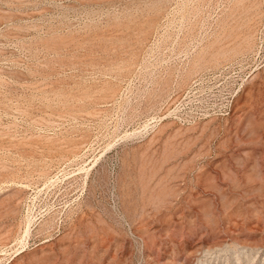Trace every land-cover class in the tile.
Listing matches in <instances>:
<instances>
[{"label": "rangeland", "instance_id": "1", "mask_svg": "<svg viewBox=\"0 0 264 264\" xmlns=\"http://www.w3.org/2000/svg\"><path fill=\"white\" fill-rule=\"evenodd\" d=\"M0 264H264V0H0Z\"/></svg>", "mask_w": 264, "mask_h": 264}, {"label": "built area", "instance_id": "2", "mask_svg": "<svg viewBox=\"0 0 264 264\" xmlns=\"http://www.w3.org/2000/svg\"><path fill=\"white\" fill-rule=\"evenodd\" d=\"M208 86L203 88V86ZM240 84L230 73L222 71L207 81L195 78L190 86L172 101L166 117L182 124H194L199 120L229 114L235 93Z\"/></svg>", "mask_w": 264, "mask_h": 264}]
</instances>
